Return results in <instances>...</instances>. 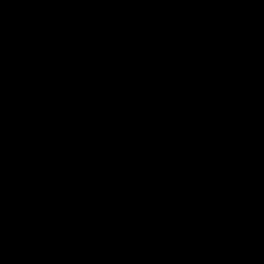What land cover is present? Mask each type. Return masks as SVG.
<instances>
[{"label":"water","instance_id":"1","mask_svg":"<svg viewBox=\"0 0 264 264\" xmlns=\"http://www.w3.org/2000/svg\"><path fill=\"white\" fill-rule=\"evenodd\" d=\"M0 264H264V0H0Z\"/></svg>","mask_w":264,"mask_h":264}]
</instances>
